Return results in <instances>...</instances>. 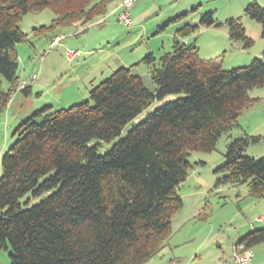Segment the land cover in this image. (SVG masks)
I'll return each mask as SVG.
<instances>
[{
    "label": "trees",
    "instance_id": "trees-1",
    "mask_svg": "<svg viewBox=\"0 0 264 264\" xmlns=\"http://www.w3.org/2000/svg\"><path fill=\"white\" fill-rule=\"evenodd\" d=\"M116 1L122 0H0V114L17 80L14 49L24 40L17 25L27 12H53L43 30L75 27L105 16ZM244 11L261 24L264 37V10L253 3ZM213 18L206 12L199 24L220 27ZM225 25L232 42L251 46L237 19ZM196 27L186 25L179 34ZM150 74L154 93L138 75L118 68L88 100L48 114L35 111L12 131L15 140L0 157V248L11 250L10 264H145L167 246L172 216L182 206L177 190L192 167L188 156L213 151L222 135L239 127L241 111L255 101L249 91L264 87V62L253 58L225 71L217 60L200 59L194 44L174 41ZM171 94L182 96L98 154L101 143L119 136L153 100ZM248 143V137L228 143L216 185L246 183L258 200L264 157L244 156ZM263 242L264 227L235 244Z\"/></svg>",
    "mask_w": 264,
    "mask_h": 264
},
{
    "label": "rangeland",
    "instance_id": "rangeland-1",
    "mask_svg": "<svg viewBox=\"0 0 264 264\" xmlns=\"http://www.w3.org/2000/svg\"><path fill=\"white\" fill-rule=\"evenodd\" d=\"M120 2L110 5L105 16L82 26L43 30L54 19L49 8L27 12L22 17L17 27L24 40L14 49L18 57L17 80L0 114V157L14 142L12 131L22 120L35 111L44 109L48 114L88 100L90 90L118 68L138 75L143 86L154 93L156 87L150 73L159 68L163 56L172 52L174 41L194 44L200 59L217 60L225 71L247 66L253 58L264 62L261 24L244 11L253 3L264 10V0H136L130 9V27L118 22L117 12L114 16L110 13L117 10L114 8ZM209 11L222 24L220 27L199 24V18ZM231 18L243 27L245 36L252 41L250 47L229 39L225 22ZM186 25L197 27L181 36L179 32ZM56 35L64 37L48 51ZM66 50L79 53L68 59ZM148 55L153 58L150 64L142 61ZM9 87L3 82V90ZM26 88L27 93L21 92ZM248 95L255 101L241 111L239 127L222 135L213 151L191 152L188 156L192 167L177 190L182 206L172 216L171 236L162 252L145 264H217L218 257L232 256L235 234L264 215V202L250 197L248 184L216 185L224 175L217 169L222 166L232 139L248 137L243 155L255 160L264 157V87L254 88ZM181 96L171 94L153 100L123 127L119 136L101 143L98 154L108 152L155 109ZM10 253L9 248H0V264H10Z\"/></svg>",
    "mask_w": 264,
    "mask_h": 264
},
{
    "label": "built area",
    "instance_id": "built-area-1",
    "mask_svg": "<svg viewBox=\"0 0 264 264\" xmlns=\"http://www.w3.org/2000/svg\"><path fill=\"white\" fill-rule=\"evenodd\" d=\"M136 0H122L119 13L117 14L118 22H122L124 25L130 27L132 25V19L130 16V9H132ZM63 35H56L49 44L50 51L55 45H58L63 39ZM78 51L66 50V57L68 59L74 58L78 55ZM33 76L32 78H34ZM253 252L251 248L246 247L244 244H234L232 251V262L233 264H252Z\"/></svg>",
    "mask_w": 264,
    "mask_h": 264
},
{
    "label": "crops",
    "instance_id": "crops-1",
    "mask_svg": "<svg viewBox=\"0 0 264 264\" xmlns=\"http://www.w3.org/2000/svg\"><path fill=\"white\" fill-rule=\"evenodd\" d=\"M120 3H118L119 5ZM118 5L114 8L117 9L115 11H111L110 13H113V16L119 13V9H118ZM117 18V15H116ZM256 202H264V197L258 200H255ZM264 204V203H263ZM248 213H250V210H248ZM264 227V215H261L258 218H255L254 221L252 223H250V225L245 226V228L240 229L236 234H235V239L239 240V238H241L242 236H244L245 234L249 233L250 231L254 230V229H260ZM234 240V241H236ZM236 243V242H235ZM252 252H253V260H252V264H264V242L257 244L255 246H253L252 248ZM219 261L217 264H233L232 262V258L229 256L228 259L224 258V257H218Z\"/></svg>",
    "mask_w": 264,
    "mask_h": 264
}]
</instances>
